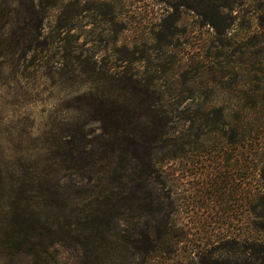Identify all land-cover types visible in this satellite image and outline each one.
I'll return each mask as SVG.
<instances>
[{"label": "rangeland", "instance_id": "1", "mask_svg": "<svg viewBox=\"0 0 264 264\" xmlns=\"http://www.w3.org/2000/svg\"><path fill=\"white\" fill-rule=\"evenodd\" d=\"M0 264H264V0H0Z\"/></svg>", "mask_w": 264, "mask_h": 264}, {"label": "trees", "instance_id": "2", "mask_svg": "<svg viewBox=\"0 0 264 264\" xmlns=\"http://www.w3.org/2000/svg\"><path fill=\"white\" fill-rule=\"evenodd\" d=\"M161 159H162V157H159L158 156V152L157 151H148V160L150 162L149 169H151V172L152 173H155V165H156L157 162H160ZM148 197H149L148 204L149 203L151 204V208H149V214H151V215L154 216L155 213H157L156 210H157V205H159V201L157 200L156 195L154 196L152 193H150L148 196H146V198H148ZM138 198L140 200V199H142V196L141 197H138ZM147 214H148V212H147ZM253 222H254V225L255 224L256 225L258 224V221H253ZM259 223H261V222H259ZM158 230L159 229H157L155 232H158ZM160 233H161V231H160ZM144 236H145V238L147 240L149 239L151 241V238H150V235L149 234L146 233V235H144Z\"/></svg>", "mask_w": 264, "mask_h": 264}, {"label": "flooded vegetation", "instance_id": "3", "mask_svg": "<svg viewBox=\"0 0 264 264\" xmlns=\"http://www.w3.org/2000/svg\"><path fill=\"white\" fill-rule=\"evenodd\" d=\"M228 164L229 165H233L232 161H228ZM245 173L248 175V167L246 165V168H245Z\"/></svg>", "mask_w": 264, "mask_h": 264}]
</instances>
